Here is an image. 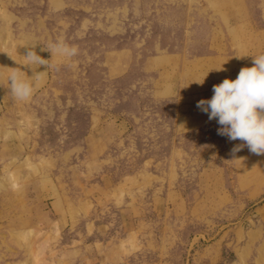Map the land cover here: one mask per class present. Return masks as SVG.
I'll return each mask as SVG.
<instances>
[{
    "label": "rangeland",
    "instance_id": "rangeland-1",
    "mask_svg": "<svg viewBox=\"0 0 264 264\" xmlns=\"http://www.w3.org/2000/svg\"><path fill=\"white\" fill-rule=\"evenodd\" d=\"M260 55L264 0H0V264H264V155L196 107Z\"/></svg>",
    "mask_w": 264,
    "mask_h": 264
},
{
    "label": "clouds",
    "instance_id": "clouds-1",
    "mask_svg": "<svg viewBox=\"0 0 264 264\" xmlns=\"http://www.w3.org/2000/svg\"><path fill=\"white\" fill-rule=\"evenodd\" d=\"M36 46L27 47L23 55L26 62L48 67L47 60L35 51ZM47 50L51 57L71 58L78 53L75 46L62 39L50 43ZM253 63L252 67L242 68L235 80L224 79L222 83L213 85L212 98L202 99L196 105L202 112L208 113L210 121L215 119L222 126L217 129L218 135L227 136L230 141L244 142L232 148L233 155L244 147L253 154L264 155V55L253 57ZM219 70H223L222 67ZM22 73V70H14L8 76V83L13 97L23 102L32 97L42 77L36 74L33 81Z\"/></svg>",
    "mask_w": 264,
    "mask_h": 264
}]
</instances>
